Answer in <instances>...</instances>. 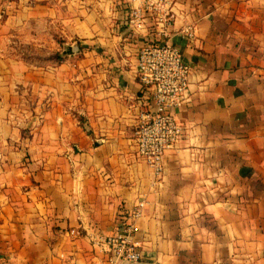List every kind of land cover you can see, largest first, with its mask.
Masks as SVG:
<instances>
[{
    "label": "crops",
    "instance_id": "obj_1",
    "mask_svg": "<svg viewBox=\"0 0 264 264\" xmlns=\"http://www.w3.org/2000/svg\"><path fill=\"white\" fill-rule=\"evenodd\" d=\"M82 2L0 26V264H107L90 233L140 200L142 261L264 264V0H168L172 24L140 30L127 20L143 0ZM160 40L190 76L154 182L133 142L136 53Z\"/></svg>",
    "mask_w": 264,
    "mask_h": 264
},
{
    "label": "built area",
    "instance_id": "obj_2",
    "mask_svg": "<svg viewBox=\"0 0 264 264\" xmlns=\"http://www.w3.org/2000/svg\"><path fill=\"white\" fill-rule=\"evenodd\" d=\"M168 0H143L128 10V26L146 29L147 21H157L164 29L174 20ZM166 36L165 31H161ZM188 40L195 37V24L189 23L180 31ZM190 67L177 45L167 41L144 43L136 53V77L146 94L139 100L135 117L133 142L137 156L152 170L154 182L164 171L163 157L182 137L183 129L175 110L188 99ZM144 201L140 200L120 218L111 232H91L92 247L105 255L107 264L141 262L143 257L136 240L134 220L142 215ZM72 237L75 228L68 230Z\"/></svg>",
    "mask_w": 264,
    "mask_h": 264
},
{
    "label": "rangeland",
    "instance_id": "obj_3",
    "mask_svg": "<svg viewBox=\"0 0 264 264\" xmlns=\"http://www.w3.org/2000/svg\"><path fill=\"white\" fill-rule=\"evenodd\" d=\"M40 3L50 5L49 7H56L63 16L71 14V7H76L78 4L82 5V0H0V26L6 24H13L14 22H23L22 18L15 19L13 17L20 13L24 14L30 7L38 6ZM34 8V7H33ZM38 21V20H36ZM13 22V23H12ZM0 39L6 40V33L3 31Z\"/></svg>",
    "mask_w": 264,
    "mask_h": 264
},
{
    "label": "water",
    "instance_id": "obj_4",
    "mask_svg": "<svg viewBox=\"0 0 264 264\" xmlns=\"http://www.w3.org/2000/svg\"><path fill=\"white\" fill-rule=\"evenodd\" d=\"M123 263H126V264H153V263H147V262H144V261H141V262H134V263H130V262H123Z\"/></svg>",
    "mask_w": 264,
    "mask_h": 264
}]
</instances>
